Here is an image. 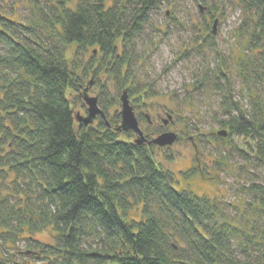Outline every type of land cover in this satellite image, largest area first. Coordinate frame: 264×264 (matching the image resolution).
<instances>
[{
    "label": "trees",
    "instance_id": "obj_1",
    "mask_svg": "<svg viewBox=\"0 0 264 264\" xmlns=\"http://www.w3.org/2000/svg\"><path fill=\"white\" fill-rule=\"evenodd\" d=\"M172 1L34 0L27 26L0 15V243L16 242L25 228L54 233L51 244L30 241L24 262L17 250L0 249V264H264V179L247 189L258 222L246 234L217 202L179 190L156 146L115 131L119 96L101 74L114 79L117 95L127 88L129 98L149 97L128 88L137 43ZM240 6L257 17L250 49L258 55L244 73L263 89L246 111L226 97L222 126L246 141L241 155L264 168V0ZM91 78L106 120L80 129ZM134 210L140 220H128Z\"/></svg>",
    "mask_w": 264,
    "mask_h": 264
},
{
    "label": "rangeland",
    "instance_id": "obj_2",
    "mask_svg": "<svg viewBox=\"0 0 264 264\" xmlns=\"http://www.w3.org/2000/svg\"><path fill=\"white\" fill-rule=\"evenodd\" d=\"M32 1L0 0V15L27 26L33 17ZM240 5L241 0H173L154 13L138 40V59L128 88L149 96L144 101L139 94L130 98L147 139L162 128L163 133L178 135L173 146L155 149L157 163L173 173L176 187L217 202L228 222L247 234L258 222L257 213L248 206L247 189L263 181L264 168L247 161L238 151L247 148L246 141L230 137L222 126L227 119L226 97L246 111L255 92L263 89L249 77L251 70L244 73L248 59L258 55L250 49L257 17L254 12L243 13ZM101 79L112 97L119 96L112 112L121 113L122 94L117 95L114 79L107 74ZM84 88L98 98L100 86L94 78ZM84 105L81 115L86 116ZM137 137L134 133L132 140ZM8 194L2 192V197ZM141 218L139 210L128 214V220ZM53 235L51 228L35 234L25 228L16 242L0 243V249L12 254L17 250L19 261L30 241L51 244Z\"/></svg>",
    "mask_w": 264,
    "mask_h": 264
},
{
    "label": "water",
    "instance_id": "obj_3",
    "mask_svg": "<svg viewBox=\"0 0 264 264\" xmlns=\"http://www.w3.org/2000/svg\"><path fill=\"white\" fill-rule=\"evenodd\" d=\"M96 53V52H95ZM92 86V84H90ZM90 88H86L83 92V99L87 106V115L83 116L81 114L76 115V120L79 123V128L89 127L95 123V121L100 117L106 120V115L99 106L98 98L91 97L89 95ZM121 124L119 127L115 128L116 132H129L132 131L137 134L136 142L138 144L154 145L156 147H171L178 140V135L173 132H165L161 135L148 140L145 137L144 132L140 127L138 117L136 116L135 107L132 105L127 91L123 92L121 98ZM171 119V117H170ZM167 123V122H166ZM220 135L226 136V133H220Z\"/></svg>",
    "mask_w": 264,
    "mask_h": 264
}]
</instances>
